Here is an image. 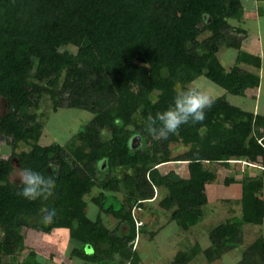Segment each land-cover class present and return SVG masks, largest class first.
Masks as SVG:
<instances>
[{"label": "trees", "instance_id": "obj_1", "mask_svg": "<svg viewBox=\"0 0 264 264\" xmlns=\"http://www.w3.org/2000/svg\"><path fill=\"white\" fill-rule=\"evenodd\" d=\"M243 18L242 0H0V98L6 102L0 138L10 149L0 157V264H18L2 257L12 236L23 247L24 228L65 231L70 260L139 264L132 211L158 194L169 222L186 232L207 215L206 188L218 183L220 170L229 172L223 181L237 195L220 201L239 214L229 210L208 231L205 248L183 246L168 264L196 258L212 264L242 244L243 225L263 224L264 115L222 94L212 98L204 121L181 125L167 138L149 134L145 123L173 102L176 84L186 89L200 76L229 95L255 98L259 76L237 59L225 68L218 57L223 48L243 53L246 31L231 23ZM43 97L54 112L80 109L91 117L63 145H43L35 113ZM135 135L139 146L131 148ZM20 144L27 149L17 151ZM178 146L184 150L173 154ZM12 159L19 171L47 172L51 164L54 191L18 195ZM238 250L237 264H264V236ZM28 256L20 264L48 260Z\"/></svg>", "mask_w": 264, "mask_h": 264}, {"label": "rangeland", "instance_id": "obj_2", "mask_svg": "<svg viewBox=\"0 0 264 264\" xmlns=\"http://www.w3.org/2000/svg\"><path fill=\"white\" fill-rule=\"evenodd\" d=\"M243 5V20L239 23L231 21L236 26H240L246 31V36L242 40L243 45L237 53L235 50L223 48L219 51L218 57L223 67L228 68L237 59L238 66L245 70H252L254 68L261 72V86L256 92L255 98L252 99L250 94L245 97L233 96L227 94L223 89L211 83L204 76H200L195 80L190 87H198L206 92L211 99L222 94H226L227 100L234 105L240 106L243 109L253 112L264 113V4L257 0H242ZM241 37V35H240ZM74 51V47H69ZM249 56H253L254 60L249 62ZM258 104H257V103ZM257 109V110H256ZM5 106L0 100V116L4 113ZM36 124L39 128L40 136L39 142L47 145L51 142H57L63 145L68 141L73 134L82 128L90 119L91 114L87 111L72 108H60L56 112L52 111L51 103L43 97L40 100L39 107L35 110ZM172 147V146H171ZM27 147L23 144L18 146L17 151L26 150ZM184 148L178 146L173 150V154L183 151ZM10 154L9 146L5 144L4 139L0 138V157L6 158ZM14 165V172L11 179L19 181L16 175L19 170ZM171 168L177 172L180 166L177 163H172ZM166 167H162V172ZM229 175L227 170L219 171V181L214 186L206 188L208 196V212L207 215L196 226L192 227L186 232L178 229L173 223L168 220V212L162 211L158 206L157 197L145 203L144 208L132 211L137 219L136 227L139 231L136 232V237L133 242V249L141 257L139 264H168L173 255L179 249L189 247L194 243H199L202 248L208 245L207 233L217 223L222 221L229 215H232L229 210H233L236 215L239 214L238 207L234 204L220 201L222 197H236L235 186H226L223 179ZM238 178V177H237ZM119 199L122 198L117 193ZM89 214L94 211L91 207L88 208ZM45 215V212H43ZM111 217L105 216V222L114 226L115 220ZM35 220H31L34 222ZM143 224L141 227L140 225ZM143 229V230H142ZM121 230L124 232L126 228L122 226ZM243 240L242 244L237 247L242 249L251 243L256 237L264 236V222L260 226L243 225L242 227ZM154 233L150 235V233ZM23 247L18 249L16 237H11L10 249L6 256L2 257V261L13 262L20 264L29 258L28 253L32 251L36 254V259L39 257L48 259V255L56 257V262L52 261L51 257L45 264H86L75 259L68 258V252L71 245L68 244V237L63 230H54L50 234H43L41 231L32 228L23 229ZM233 249L222 256L221 259L214 261L212 264H237L239 260V250ZM34 257V259H35ZM43 260V259H42ZM59 260V261H58ZM189 264H208L201 258H196Z\"/></svg>", "mask_w": 264, "mask_h": 264}, {"label": "clouds", "instance_id": "obj_3", "mask_svg": "<svg viewBox=\"0 0 264 264\" xmlns=\"http://www.w3.org/2000/svg\"><path fill=\"white\" fill-rule=\"evenodd\" d=\"M212 103L211 97L198 87L181 88L167 108L146 117V130L153 136L167 138L169 134H175L181 125L204 121L205 109L210 108ZM48 168L51 171L45 172L39 167L22 168L16 175L20 181L17 194L32 199L52 193L56 184V169L51 164Z\"/></svg>", "mask_w": 264, "mask_h": 264}, {"label": "water", "instance_id": "obj_4", "mask_svg": "<svg viewBox=\"0 0 264 264\" xmlns=\"http://www.w3.org/2000/svg\"><path fill=\"white\" fill-rule=\"evenodd\" d=\"M181 86L179 84L175 85V90L177 91V93L180 91ZM0 100L4 103V106L6 107V102L4 99L0 98ZM139 142H140V137L135 135L133 137L130 138L129 143H130V147L131 148H136L139 146ZM11 162L15 163V167L18 169V164L16 159H12ZM14 166V165H13Z\"/></svg>", "mask_w": 264, "mask_h": 264}, {"label": "crops", "instance_id": "obj_5", "mask_svg": "<svg viewBox=\"0 0 264 264\" xmlns=\"http://www.w3.org/2000/svg\"><path fill=\"white\" fill-rule=\"evenodd\" d=\"M262 4H264V3H262ZM242 45H243V42H242ZM242 48V47H241ZM254 70V72L251 70V72H253L254 74H257L258 76H259V78H260V84H259V87L261 86V72H259V70H257L256 68H254L253 69ZM259 87H258V89H257V91L259 90ZM256 91V92H257ZM255 97H257V96H255ZM256 99V98H255ZM257 103V102H256ZM258 104V103H257ZM257 110V109H256ZM254 113H258L257 111L256 112H254ZM259 114H262V115H264V113H259Z\"/></svg>", "mask_w": 264, "mask_h": 264}, {"label": "flooded vegetation", "instance_id": "obj_6", "mask_svg": "<svg viewBox=\"0 0 264 264\" xmlns=\"http://www.w3.org/2000/svg\"><path fill=\"white\" fill-rule=\"evenodd\" d=\"M15 181H16V180H15ZM16 182H18V181H16ZM43 212H44V210H42V211L40 212V215H42V216H43V215H44V213H43ZM35 221H36V220H35ZM35 221H34V222H35Z\"/></svg>", "mask_w": 264, "mask_h": 264}]
</instances>
